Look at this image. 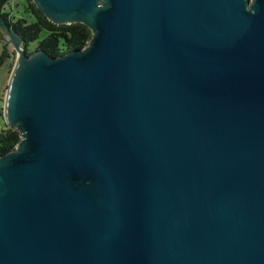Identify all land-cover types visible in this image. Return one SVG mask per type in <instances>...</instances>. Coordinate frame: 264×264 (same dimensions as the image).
Wrapping results in <instances>:
<instances>
[{
    "label": "water",
    "instance_id": "obj_1",
    "mask_svg": "<svg viewBox=\"0 0 264 264\" xmlns=\"http://www.w3.org/2000/svg\"><path fill=\"white\" fill-rule=\"evenodd\" d=\"M34 2L93 36L0 21V264H264V0Z\"/></svg>",
    "mask_w": 264,
    "mask_h": 264
},
{
    "label": "trees",
    "instance_id": "obj_2",
    "mask_svg": "<svg viewBox=\"0 0 264 264\" xmlns=\"http://www.w3.org/2000/svg\"><path fill=\"white\" fill-rule=\"evenodd\" d=\"M0 0V21L5 22L22 40L27 54L37 50L58 57L72 50L84 48L93 36L92 28L83 22L59 24L52 21L37 6L34 0ZM21 7H23L21 9ZM37 42L34 49L30 46ZM11 58L9 70L13 69L16 54L8 51L7 45L0 57V67ZM0 118L4 126L0 129V156L13 150L21 141V133L16 127H10L4 117V97L1 99Z\"/></svg>",
    "mask_w": 264,
    "mask_h": 264
},
{
    "label": "rangeland",
    "instance_id": "obj_3",
    "mask_svg": "<svg viewBox=\"0 0 264 264\" xmlns=\"http://www.w3.org/2000/svg\"><path fill=\"white\" fill-rule=\"evenodd\" d=\"M16 1H19V0H13L12 4H15ZM22 8L23 7H21V9ZM36 44H37V42L32 43L30 48L34 49ZM3 51H4V44H3V42L0 41V57H1L2 53H3ZM11 53L17 55L15 47L12 48V52ZM10 61H11V58L7 59L5 61V63L0 67V108L2 106L1 99L4 97V100H5V96H6V92H7V88H8V84H9V79H10V76H11L12 69L9 70ZM3 107H4V102H3ZM3 126H4V120L2 118H0V129Z\"/></svg>",
    "mask_w": 264,
    "mask_h": 264
}]
</instances>
